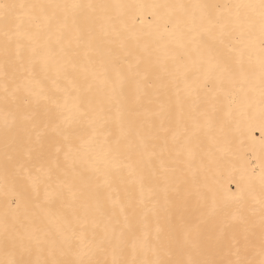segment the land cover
I'll use <instances>...</instances> for the list:
<instances>
[{"label": "snow or ice", "instance_id": "obj_1", "mask_svg": "<svg viewBox=\"0 0 264 264\" xmlns=\"http://www.w3.org/2000/svg\"><path fill=\"white\" fill-rule=\"evenodd\" d=\"M0 264H264V0H0Z\"/></svg>", "mask_w": 264, "mask_h": 264}, {"label": "bare ground", "instance_id": "obj_2", "mask_svg": "<svg viewBox=\"0 0 264 264\" xmlns=\"http://www.w3.org/2000/svg\"><path fill=\"white\" fill-rule=\"evenodd\" d=\"M123 2L126 3H152L154 0H123ZM254 123L257 125L255 130L252 132V136L256 138L258 141L259 139V117L257 116ZM248 123L247 121H242L239 125V128H236L235 125H233V134L236 137V144L234 145V152H237L240 149L247 148L249 144L252 143V140L248 136L247 132ZM240 140L244 141L243 145H240ZM246 159H251V157H247ZM253 163H256L255 160H253ZM246 167L245 160H241L238 158V155L229 154L224 158V161L219 168L218 171H216L214 180L218 183V186L221 187L222 191L225 193L230 189L231 191H235V184L234 180L239 179L240 177V170ZM259 167H256V172H259Z\"/></svg>", "mask_w": 264, "mask_h": 264}]
</instances>
